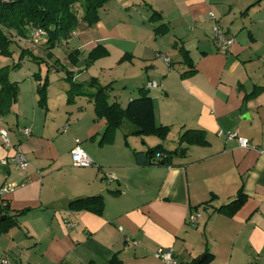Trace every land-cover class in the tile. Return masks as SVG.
Listing matches in <instances>:
<instances>
[{"label": "crops", "instance_id": "obj_1", "mask_svg": "<svg viewBox=\"0 0 264 264\" xmlns=\"http://www.w3.org/2000/svg\"><path fill=\"white\" fill-rule=\"evenodd\" d=\"M124 1L133 7L125 5L119 21L106 13L105 22L80 26L56 44L50 53L62 66L25 57L9 76L18 96L0 116V130L8 131L12 144L0 141V183L12 185L2 197L11 219L0 232V257L17 264H163L154 257L163 248L179 264L207 254V264H264V0L245 14L256 0ZM152 10L160 16L150 20ZM215 25L233 40L225 54L213 38ZM19 39H12L10 58L0 56V68L16 64L21 50L43 60L46 40L34 45L28 36ZM98 45L108 53L104 66L113 76L119 61L117 75L105 82L109 103L124 109L148 94L156 126L170 128L164 141L133 136L132 144L130 136L125 140L128 128L100 144L106 122L96 119L92 100L67 104L63 69L79 84L99 80L100 61L84 67ZM73 50L81 53L75 64L65 59ZM44 73L43 108L37 87ZM149 81L158 88L145 90ZM187 130L203 131L207 144L189 147L166 166L136 165L133 150L161 144L172 151ZM232 132L254 149L224 137ZM77 141L93 166L73 167L70 150ZM18 151L28 162L24 172L11 161ZM107 174L115 180L107 182ZM239 193L244 202L231 216L219 210ZM93 196L103 199L101 215L69 207ZM194 212L200 217L189 225Z\"/></svg>", "mask_w": 264, "mask_h": 264}, {"label": "trees", "instance_id": "obj_2", "mask_svg": "<svg viewBox=\"0 0 264 264\" xmlns=\"http://www.w3.org/2000/svg\"><path fill=\"white\" fill-rule=\"evenodd\" d=\"M109 0H0V56L10 58L12 56L11 46L13 41L9 34L20 38L30 37L29 32L32 29L42 30L46 33V50L47 56L51 59L53 56L50 51L61 40H66L70 34L77 29L80 22L85 23L88 27H93L98 23V11ZM263 0H256L249 6L244 14L252 6L258 5ZM78 5L79 11L76 13L75 6ZM159 13L152 10L150 20ZM13 33V34H12ZM184 57L187 52L183 49L180 51ZM72 53L70 54V56ZM108 55L105 48L97 46L93 49L85 62L87 69L93 61ZM28 57L34 63H42L43 60L34 56L31 52L21 50L18 62L11 67L0 68V116L9 114L11 106L16 102L18 96V87L9 79L11 70L19 69L21 61ZM48 58V59H49ZM124 59H121V61ZM58 61L53 64L56 65ZM75 64L76 60H72ZM62 70V68H61ZM65 72V81L69 85L67 91V104L74 101L75 96L87 97L93 102V108L96 119H103L106 122L99 143L106 144L113 141L114 132L118 129L123 121H128L134 127L128 136L148 137L153 136L164 141L170 128L166 126H156L154 120V109L152 98L148 94H143L138 98L131 100L126 108H121L117 103H109L110 85L101 86L97 79L92 78L87 84L76 83L73 74ZM36 78V76H35ZM37 79V78H36ZM47 77L42 84L37 87L39 95V105L45 107L46 89L48 86ZM207 144L205 134L199 130H187L179 138L177 147L169 151L163 145L158 144L148 148L145 152L133 150V156L136 165L146 166H166L169 165L173 157H183L187 154L191 146H204ZM1 201L0 206V232L5 230V225L10 221L8 216V205ZM244 202V196L239 193L237 197L229 204L222 206L219 210H227L231 216ZM69 207L75 210H84L101 215L103 212L104 202L101 196L87 197L72 201ZM22 214V212L18 213ZM211 260L209 254L203 256L201 262L193 261V264H207ZM108 264H119L114 259Z\"/></svg>", "mask_w": 264, "mask_h": 264}, {"label": "built area", "instance_id": "obj_3", "mask_svg": "<svg viewBox=\"0 0 264 264\" xmlns=\"http://www.w3.org/2000/svg\"><path fill=\"white\" fill-rule=\"evenodd\" d=\"M40 30H35L31 32V36L33 37H39V36H44L45 33ZM35 32V33H34ZM213 38L216 41L218 45V51L222 54H225L228 52L230 46L233 43V40L225 35V33L219 28L218 25H215L213 28ZM164 61L169 64L170 61L167 57H163ZM158 88V83L156 81H149L146 83L144 89L147 91L157 89ZM22 135L24 137H29L31 134V131L29 129H23L21 131ZM220 136L221 133H218ZM224 137L227 140L230 141H236L238 146L243 149H248V150H253L254 146L251 144V142L245 138H242L239 136L237 132H232V133H226L224 134ZM0 141L1 144L6 147V148H12V144L9 138L8 131L6 129H1L0 130ZM259 153L261 155H264V149H260ZM70 158L73 167L77 168H87L91 167L94 165L93 161L86 155V153L81 149L79 141L76 142L75 146L70 150ZM11 161L22 171L24 172L28 166V162L24 156V154L21 151L16 152ZM3 164H6V162H3ZM107 182H111L115 180V177L112 174H107L104 178ZM12 190V185L10 184H1L0 183V200H2V197L5 193L9 192ZM6 204L5 202H3ZM200 217V214L198 212L192 213L189 218L187 223L189 225H195L197 223L198 218ZM154 257L157 258L158 260L162 261L163 264H179L177 259H175L171 253V250L169 249H163L159 248L155 251ZM0 264H17L14 261H12L8 257H0ZM253 264V263H252Z\"/></svg>", "mask_w": 264, "mask_h": 264}, {"label": "rangeland", "instance_id": "obj_4", "mask_svg": "<svg viewBox=\"0 0 264 264\" xmlns=\"http://www.w3.org/2000/svg\"><path fill=\"white\" fill-rule=\"evenodd\" d=\"M142 1H145V2H147V3H150V0H142ZM110 2V3H109ZM129 3L128 2H126V1H124V0H109L107 3H105L104 4V6L102 7V8H100L99 9V11H98V15H99V20H98V22H100V20H101V18L103 19V21L105 22V16H106V13H110V16L112 17V18H114L116 21H119L120 20V16H122V14H124V12H127L128 11V9H125V5H128ZM105 5H106V7H105ZM132 5H130L129 4V9H132ZM75 10H76V13H78V11H79V7H78V5H76L75 6ZM81 23V22H80ZM83 23V22H82ZM80 26H84V28L85 29H87V28H90V27H88L86 24H84V25H79L77 28H79ZM35 30H37V29H32V30H30V32H29V35H30V37H29V40L31 41V43L32 44H36V43H39L40 41H42V40H46V38L44 37V36H39V37H33V36H31V32L32 31H35ZM40 31H42V30H40ZM40 31H38V32H40ZM44 32V31H43ZM35 33V32H34ZM45 33V32H44ZM46 34V33H45ZM10 35V37H11V39H14V40H16V41H20V37L18 38V36H14L13 37V35H11V34H9ZM46 36V35H45ZM74 42V41H73ZM73 42H71L72 44H73ZM71 44V45H72ZM37 45V44H36ZM98 46H100V47H102V48H104L103 46H101V45H98ZM96 48V47H95ZM94 48V49H95ZM33 49H35V48H33ZM93 50V49H92ZM91 50V51H92ZM90 51V52H91ZM89 52V53H90ZM72 53V55L70 56V54ZM89 53L87 54V56L85 57V60H84V63L86 62V59H87V57H88V55H89ZM34 56H36V55H34ZM81 56V53L79 52V51H77V50H73V51H71V52H69L67 55H66V57H65V59L66 60H68L70 63H73L72 62V60H77L79 57ZM37 57V56H36ZM39 58V57H38ZM49 57L47 56V53L43 56V61H44V59H47V60H49V61H52L53 60V63L55 62V61H58L57 62V64L56 65H54V66H57V65H59L60 64V62L62 61V59H60L59 58V60H57V59H54L53 57L50 59H48ZM105 58H108V56L106 55L105 57H102V58H99V59H97V60H95V61H93V63L87 68V70L90 68V67H92L93 66V64H95V63H97V62H99V63H97V67H99V66H101L102 65V70L99 72V75H98V77H99V80H97V81H99V84L101 85V86H107V85H105V82L107 81V80H112L111 78H114V76L115 75H117V68H118V63H119V61H118V63L116 62L115 63V67H113L114 69L112 70V71H114V73H115V75L113 76L111 73H110V69H108V68H105ZM39 59H41V58H39ZM42 60V59H41ZM42 63H44V62H42ZM39 64V63H38ZM59 66H62V64H60ZM60 68H62V67H60ZM17 70V69H16ZM16 70H11L10 72H9V76H10V79H12L13 78V73L11 74V72H13V71H16ZM94 70H97V69H94ZM11 74V75H10ZM44 75H45V73H44ZM33 76H35V75H33ZM47 77V79H48V83H49V78H48V73H47V75H45V77H44V79ZM36 78L37 79H35V80H41L40 78L41 77H38L37 75H36ZM44 79H42L41 81H43ZM100 80H101V82H102V84L100 83ZM104 84V85H103ZM48 86H49V84H48ZM48 86H47V88H48ZM46 98H47V89H46ZM76 98H83L82 96H75L74 95V99H76ZM73 103H71V104H68V105H72ZM128 128H131V129H133L134 127L132 126V124L130 123V122H128V121H123V123L121 124V126L118 128V129H116L115 130V133H114V136L115 135H117V133H120L121 134V132H123L125 129H128ZM130 141H131V143L132 144H134L133 142L135 141V139H134V137L133 136H130L129 138H128Z\"/></svg>", "mask_w": 264, "mask_h": 264}, {"label": "water", "instance_id": "obj_5", "mask_svg": "<svg viewBox=\"0 0 264 264\" xmlns=\"http://www.w3.org/2000/svg\"><path fill=\"white\" fill-rule=\"evenodd\" d=\"M202 258H203V257H200V258L197 260V262H201Z\"/></svg>", "mask_w": 264, "mask_h": 264}]
</instances>
